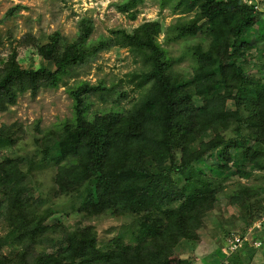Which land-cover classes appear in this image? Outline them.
<instances>
[{
  "label": "rangeland",
  "instance_id": "rangeland-1",
  "mask_svg": "<svg viewBox=\"0 0 264 264\" xmlns=\"http://www.w3.org/2000/svg\"><path fill=\"white\" fill-rule=\"evenodd\" d=\"M126 1L0 0V75L12 56L22 70H53L54 62L43 59L38 47L54 38L58 55L65 45H75L85 53L82 62L63 75L56 87L43 85V79L36 90L29 84L14 86V102L6 103L4 110L0 107V261L5 264H16L23 252L32 264H39L43 248L60 242L66 232L76 228L89 227L98 246L114 238L135 246L149 231L142 224L148 222L143 213L124 210L115 215L103 211L98 203L89 212L80 210L88 185L80 195L72 196L70 190L61 191L56 183L57 167L67 164L61 158L58 136L74 121L70 87L84 81L101 88L85 99L87 119L125 115L144 102L151 85L144 77L152 64L150 50L125 41L129 35L141 36L148 24L157 22L154 39L163 50L162 61L179 82L193 78L197 58L192 56L193 45L209 48L211 39L207 34L179 33L181 27L198 18L194 0H142L125 12L119 11L116 5ZM240 1L253 6L258 22L239 40L246 46L239 52L238 63L247 75L260 76L264 89V0ZM84 34L87 37L82 40ZM102 40H113L115 45L92 54ZM196 55L201 56L198 52ZM210 63L214 64L213 58ZM234 93L231 87L226 111L236 107L230 98ZM202 95V90L193 91V104L201 105ZM236 125L230 122L225 133L234 136ZM211 137L207 132L199 140ZM197 149V144L190 146L191 151ZM257 149L261 152L260 157L256 156L257 163L236 165L230 160L236 150L232 140L183 173L173 168L170 179L190 176L200 189L213 192L214 199L190 235L170 245L169 264H264V146ZM180 156L178 150L177 160ZM209 165L217 166L218 174L211 173ZM8 174L13 175L12 182ZM162 183L167 184L164 179ZM178 205L170 201L162 207L174 210ZM31 229H35L33 245ZM235 238L241 244L232 249Z\"/></svg>",
  "mask_w": 264,
  "mask_h": 264
},
{
  "label": "trees",
  "instance_id": "trees-1",
  "mask_svg": "<svg viewBox=\"0 0 264 264\" xmlns=\"http://www.w3.org/2000/svg\"><path fill=\"white\" fill-rule=\"evenodd\" d=\"M141 1L128 0L116 7L125 12ZM194 2L198 18L181 27L179 33L187 36L201 32L211 40L205 50L201 44L193 45L192 56L197 58L191 80L179 82L173 79L172 71L167 70L162 61L163 50L154 39L158 23L144 25L143 35L132 34L125 40L150 50L152 64L144 77L151 85L144 102L125 115H96L87 119L85 99L101 88L80 81L68 90L73 100L74 121L58 136L61 158L67 161L66 165L57 167L59 189L70 190L74 196L80 195L88 185L89 191L82 199L80 210L89 212L98 203L103 211H112L115 215L124 210L143 213L148 222L142 224L148 233L135 246L125 244L121 238L98 246L89 227L76 228L66 232L60 242L43 248L39 264H169L170 245L190 235V231L198 226L200 215L209 210L214 199L213 192L200 189L190 176L170 179L173 168L177 167L183 173L232 140L236 148L230 157L232 163H257L256 156L261 154L257 148L264 146V89L260 76L247 75L238 59L242 47L246 46L239 40L258 18L253 6L240 0ZM131 18H135V13ZM86 37L84 34L82 40ZM113 45V40H102L91 53ZM196 52L201 56L198 57ZM38 54L52 60L54 69L25 71L18 67L12 56L4 74L0 75L2 110L6 109V103L14 102V86L29 84L36 90L43 79V85L56 87L63 75L82 62L85 53L75 45H65L58 55V42L54 38L40 45ZM212 58L214 64L210 63ZM231 87L235 93L230 98L236 107L226 111L225 102ZM197 90L203 91L199 106L193 104L191 97ZM230 122L237 124L235 135L231 137L225 133ZM207 132L212 137L207 141L199 140ZM245 143L247 146L243 147ZM194 144L198 149L191 151L190 146ZM178 150L181 156L177 160ZM208 169L218 174L217 166L209 165ZM174 174L176 176L177 171ZM7 177L13 181V175ZM162 179L167 182L164 186ZM170 201L178 202V207L164 210L162 205ZM34 230H30V241L35 240ZM51 240L46 239V242H53ZM16 261V264H32L26 252ZM0 264L5 263L0 261Z\"/></svg>",
  "mask_w": 264,
  "mask_h": 264
},
{
  "label": "built area",
  "instance_id": "built-area-1",
  "mask_svg": "<svg viewBox=\"0 0 264 264\" xmlns=\"http://www.w3.org/2000/svg\"><path fill=\"white\" fill-rule=\"evenodd\" d=\"M238 244H241L240 243V239L239 238H235V243L233 244V246L232 247H230V248H235Z\"/></svg>",
  "mask_w": 264,
  "mask_h": 264
}]
</instances>
